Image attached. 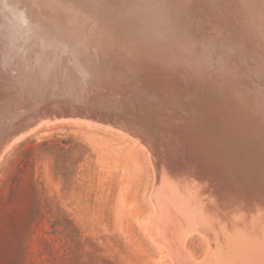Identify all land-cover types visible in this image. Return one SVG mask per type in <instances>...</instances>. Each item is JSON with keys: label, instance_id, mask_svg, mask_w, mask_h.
I'll return each mask as SVG.
<instances>
[{"label": "water", "instance_id": "95a60500", "mask_svg": "<svg viewBox=\"0 0 264 264\" xmlns=\"http://www.w3.org/2000/svg\"><path fill=\"white\" fill-rule=\"evenodd\" d=\"M63 119L149 147L176 264H264V0H0V157Z\"/></svg>", "mask_w": 264, "mask_h": 264}, {"label": "rangeland", "instance_id": "374dc122", "mask_svg": "<svg viewBox=\"0 0 264 264\" xmlns=\"http://www.w3.org/2000/svg\"><path fill=\"white\" fill-rule=\"evenodd\" d=\"M155 168L135 138L56 122L0 160V264H176L152 234ZM195 263L210 243L190 232Z\"/></svg>", "mask_w": 264, "mask_h": 264}, {"label": "bare ground", "instance_id": "6f19581e", "mask_svg": "<svg viewBox=\"0 0 264 264\" xmlns=\"http://www.w3.org/2000/svg\"><path fill=\"white\" fill-rule=\"evenodd\" d=\"M56 122H81V123H87V124H90V125H96V126H102V127H106V128H109V129H114V130H117L125 135H129L128 133H126L125 131H123L122 129L120 128H116V127H113V126H110V125H105V124H101V123H97V122H93V121H90V120H84V119H63V120H56V121H49V122H42L40 123L38 126H36L35 128H33L32 130H30L28 133H26L25 135H23L22 137H20L18 140H16L15 142L12 143V145L8 148L10 149L16 142L22 140L23 138H25L26 136L32 134L33 132H36L38 131L39 129H41L42 127H44L45 125H50L52 123H56ZM130 137H133L131 135H129ZM134 138V137H133ZM136 139V138H135ZM137 140V139H136ZM139 141V140H137ZM140 142V141H139ZM144 148H146L149 152V155H150V158L152 160V163L154 165V168H155V157L154 155L152 154L151 150L149 149L148 146H146L145 144H143L142 142H140ZM7 149V150H8ZM6 150V151H7ZM5 151V152H6ZM3 157V155L0 157V160L1 158Z\"/></svg>", "mask_w": 264, "mask_h": 264}]
</instances>
